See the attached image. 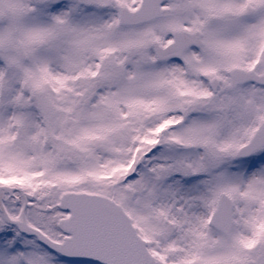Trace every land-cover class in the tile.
<instances>
[{"label":"snow or ice","instance_id":"snow-or-ice-1","mask_svg":"<svg viewBox=\"0 0 264 264\" xmlns=\"http://www.w3.org/2000/svg\"><path fill=\"white\" fill-rule=\"evenodd\" d=\"M0 264H264V0H0Z\"/></svg>","mask_w":264,"mask_h":264}]
</instances>
